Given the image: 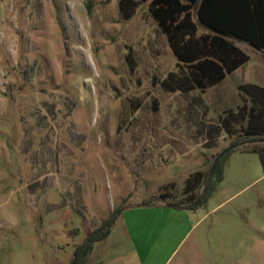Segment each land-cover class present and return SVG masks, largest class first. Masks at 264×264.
Masks as SVG:
<instances>
[{"label":"rangeland","instance_id":"1","mask_svg":"<svg viewBox=\"0 0 264 264\" xmlns=\"http://www.w3.org/2000/svg\"><path fill=\"white\" fill-rule=\"evenodd\" d=\"M134 1L0 0V264H72L119 209L85 264H264V169L247 145L205 205L159 206L186 203L191 175L244 141L220 119L242 84L264 86V51L233 40L250 61L225 81L166 91L185 69Z\"/></svg>","mask_w":264,"mask_h":264},{"label":"trees","instance_id":"2","mask_svg":"<svg viewBox=\"0 0 264 264\" xmlns=\"http://www.w3.org/2000/svg\"><path fill=\"white\" fill-rule=\"evenodd\" d=\"M149 1L152 18L167 37L179 66L185 69L184 73H169L161 82L166 91L205 92L221 84L250 61V56L233 40L247 42L258 51H264V0H142ZM134 6V0H120L123 12L130 13ZM193 11H196L198 23L193 19ZM199 24L209 33L198 35ZM239 88L244 103L221 117L220 128L227 135L236 136L235 128L239 125L244 141H237L231 147L247 145V151L258 152L264 169V87L243 84ZM234 150L219 160L213 174L211 168L208 173L198 171L191 175L184 191L190 194L186 203L170 202L168 205L187 210L205 205L216 184L224 180L223 159ZM161 197L168 199L166 194ZM121 212L117 210L112 218L89 233L76 249L72 264H85L94 244L109 236L114 219Z\"/></svg>","mask_w":264,"mask_h":264},{"label":"crops","instance_id":"3","mask_svg":"<svg viewBox=\"0 0 264 264\" xmlns=\"http://www.w3.org/2000/svg\"><path fill=\"white\" fill-rule=\"evenodd\" d=\"M246 65V64H245ZM243 67V66H242ZM240 69V68H239ZM238 69V70H239ZM237 70V71H238ZM236 72V71H235ZM233 74V73H232ZM229 76V75H228ZM227 76V77H228ZM226 80V79H225ZM224 80V81H225ZM244 84H256V85H259V86H263V85H260V84H258V83H256V82H253V83H244ZM243 85V84H242ZM264 87V86H263ZM160 207H163L164 208V210H169L168 212H170V213H185V211H190V210H187V209H178V208H174V207H171V206H166V205H164V204H161V205H159ZM168 207V208H167Z\"/></svg>","mask_w":264,"mask_h":264},{"label":"water","instance_id":"4","mask_svg":"<svg viewBox=\"0 0 264 264\" xmlns=\"http://www.w3.org/2000/svg\"><path fill=\"white\" fill-rule=\"evenodd\" d=\"M237 146L234 147H229L227 149H225L224 151H222L220 154H218V156L215 158L214 163L212 165V170H211V174L214 173L216 167H217V163L219 162V160L225 155L227 154L231 149H235Z\"/></svg>","mask_w":264,"mask_h":264}]
</instances>
